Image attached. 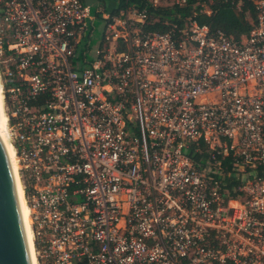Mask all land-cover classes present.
Instances as JSON below:
<instances>
[{
	"label": "built area",
	"instance_id": "built-area-1",
	"mask_svg": "<svg viewBox=\"0 0 264 264\" xmlns=\"http://www.w3.org/2000/svg\"><path fill=\"white\" fill-rule=\"evenodd\" d=\"M100 1L97 39L86 0H0L37 264H264V0L239 39Z\"/></svg>",
	"mask_w": 264,
	"mask_h": 264
},
{
	"label": "trees",
	"instance_id": "trees-1",
	"mask_svg": "<svg viewBox=\"0 0 264 264\" xmlns=\"http://www.w3.org/2000/svg\"><path fill=\"white\" fill-rule=\"evenodd\" d=\"M130 3L137 4L139 9L146 8L148 14L157 19L146 26L148 30H165L168 28L165 22L175 21L182 25L187 17H194L211 30H221L233 39H239L250 32L256 18L253 0H187L183 6L166 8H154L142 0H119L116 12ZM203 4L210 8L209 15L200 11Z\"/></svg>",
	"mask_w": 264,
	"mask_h": 264
},
{
	"label": "water",
	"instance_id": "water-1",
	"mask_svg": "<svg viewBox=\"0 0 264 264\" xmlns=\"http://www.w3.org/2000/svg\"><path fill=\"white\" fill-rule=\"evenodd\" d=\"M0 264H32L15 179L0 130Z\"/></svg>",
	"mask_w": 264,
	"mask_h": 264
},
{
	"label": "bare ground",
	"instance_id": "bare-ground-1",
	"mask_svg": "<svg viewBox=\"0 0 264 264\" xmlns=\"http://www.w3.org/2000/svg\"><path fill=\"white\" fill-rule=\"evenodd\" d=\"M3 98H4V95L2 91V84L0 81V130L2 134L4 147L8 155V158H9V161L12 167L14 179H15L16 190H17L20 210L22 214V219L24 223V229H25L26 239H27V243L29 247L31 262L32 264H37L36 250H35L34 243H33V232L31 228V219L29 216L30 210L24 198L23 185L20 180L19 173H18V165H17L16 156H15V150L7 136V130H6L7 116L4 110V99Z\"/></svg>",
	"mask_w": 264,
	"mask_h": 264
},
{
	"label": "rangeland",
	"instance_id": "rangeland-1",
	"mask_svg": "<svg viewBox=\"0 0 264 264\" xmlns=\"http://www.w3.org/2000/svg\"><path fill=\"white\" fill-rule=\"evenodd\" d=\"M100 0H86L88 4L91 5V15L94 16V22H93V27H94V37H97L99 39L102 35L104 23L103 20L100 16V14L96 13L97 7L100 5L98 3ZM101 2V1H100ZM105 5H106V11L111 8L114 5V1H109V0H104ZM119 0H115V4H118ZM91 45L94 47L96 45V39H93Z\"/></svg>",
	"mask_w": 264,
	"mask_h": 264
}]
</instances>
